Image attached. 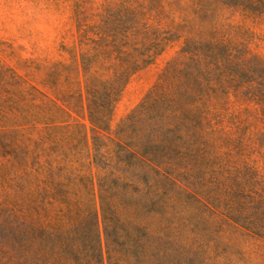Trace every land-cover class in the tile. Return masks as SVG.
<instances>
[{"label":"rangeland","instance_id":"obj_1","mask_svg":"<svg viewBox=\"0 0 264 264\" xmlns=\"http://www.w3.org/2000/svg\"><path fill=\"white\" fill-rule=\"evenodd\" d=\"M127 54L143 68L96 130L91 83ZM188 68L209 73L216 134L174 157L166 190L153 179L147 190L142 169L115 185L120 158L150 139L145 99L185 83ZM113 195L161 232L165 264H264V241L242 233L264 228V0H0V213L56 228L101 214ZM160 196L165 205L145 208Z\"/></svg>","mask_w":264,"mask_h":264},{"label":"trees","instance_id":"obj_2","mask_svg":"<svg viewBox=\"0 0 264 264\" xmlns=\"http://www.w3.org/2000/svg\"><path fill=\"white\" fill-rule=\"evenodd\" d=\"M113 48L120 54L121 47L118 44L115 43ZM139 62L134 55L127 54L123 60L124 66L107 69V73L111 74L108 81L91 83L88 111L94 129L107 130V117L120 97L123 81L143 68ZM188 70L189 68L185 71V83L178 79L170 93L160 94L156 91L145 99L139 115L145 117L150 139L136 145V150L126 152L120 158L119 167L126 172L115 179V185H119L118 181L121 179L122 185H127L125 180L128 176H132L136 169H142L147 190L156 188V185L166 190L168 184L174 183V157L182 153L181 150L186 146L195 148L203 143L207 144L203 141L204 137L216 134L209 119V100L202 96L205 77L208 78L209 73L198 68H194L191 73ZM89 71L85 67V73ZM192 95L202 97L196 100ZM134 119L135 116H131L130 120ZM152 179L157 182L156 185L151 184ZM101 200V214L76 213L66 226L48 229H38L29 215H20L15 211L1 212L0 264L166 263L170 249L165 246L163 235L159 231L152 233L149 226L138 224L137 218H134L138 211H131L133 207L128 203L127 197L111 196L110 202L114 203L112 206L106 203V199ZM164 200L163 196L145 200V208L162 207L166 203ZM155 214V218L164 220V225H171L173 216ZM242 233L254 240L264 241L262 227L244 229ZM156 241H159L160 247L151 248Z\"/></svg>","mask_w":264,"mask_h":264}]
</instances>
